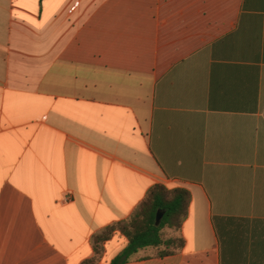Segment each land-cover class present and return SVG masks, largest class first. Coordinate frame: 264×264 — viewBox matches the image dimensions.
Segmentation results:
<instances>
[{"label":"crops","instance_id":"obj_1","mask_svg":"<svg viewBox=\"0 0 264 264\" xmlns=\"http://www.w3.org/2000/svg\"><path fill=\"white\" fill-rule=\"evenodd\" d=\"M156 185L185 245L127 264H264V0H0V264L93 260Z\"/></svg>","mask_w":264,"mask_h":264},{"label":"trees","instance_id":"obj_2","mask_svg":"<svg viewBox=\"0 0 264 264\" xmlns=\"http://www.w3.org/2000/svg\"><path fill=\"white\" fill-rule=\"evenodd\" d=\"M190 194L184 189L169 190L156 185L132 216L107 227L93 238L96 257L84 264H95L104 245L119 232L128 240L127 247L111 264H127L141 250L152 248L156 256L165 257L181 251L185 240L180 232L188 214ZM162 214L157 224V215Z\"/></svg>","mask_w":264,"mask_h":264},{"label":"water","instance_id":"obj_3","mask_svg":"<svg viewBox=\"0 0 264 264\" xmlns=\"http://www.w3.org/2000/svg\"><path fill=\"white\" fill-rule=\"evenodd\" d=\"M161 218H162V214H158L157 215V224L160 222Z\"/></svg>","mask_w":264,"mask_h":264}]
</instances>
